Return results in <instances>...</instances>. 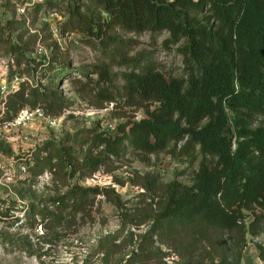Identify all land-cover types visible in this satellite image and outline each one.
Instances as JSON below:
<instances>
[{"label": "trees", "instance_id": "16d2710c", "mask_svg": "<svg viewBox=\"0 0 264 264\" xmlns=\"http://www.w3.org/2000/svg\"><path fill=\"white\" fill-rule=\"evenodd\" d=\"M93 5L109 21L97 26L92 14L69 6L70 31L93 34L97 29L98 38L103 35V41L117 47L123 42L120 31L168 32L169 42L182 43L188 71L186 77L167 79L152 64L133 67L123 74L124 105L143 110L145 118L121 125L115 135L88 129L38 150L29 168L32 176L49 171L59 191L27 206L23 224L45 230L41 239L52 247L61 237L55 232L71 230L84 217L93 220L103 196L122 210L124 231L149 226L128 263L154 260L158 254L152 248L159 244L171 252L165 257L175 254L180 264H243L248 236L264 262V126H255L256 118L264 116V0H94ZM32 8L38 14L62 7L59 0H43ZM26 25V20L11 21L0 29V54L6 51L16 70L25 66L24 73L15 74L29 80L8 98L7 115L16 117L30 107L57 119L70 103L57 85L53 90L40 82L32 85L29 54L38 35L26 30L13 40L14 32ZM66 69L58 71V79ZM96 70L99 82L108 86L109 67ZM98 92L97 108L117 102L107 89ZM230 130L233 137L227 135ZM126 143L147 156L172 149L175 156L195 161L199 154L203 160L192 185L177 180L163 184L156 176H145L140 196L152 202L132 213L123 211L114 189L70 183L79 174L97 175L110 158H120ZM11 212L0 210V216L13 218ZM105 252L111 256L110 249Z\"/></svg>", "mask_w": 264, "mask_h": 264}, {"label": "rangeland", "instance_id": "374dc122", "mask_svg": "<svg viewBox=\"0 0 264 264\" xmlns=\"http://www.w3.org/2000/svg\"><path fill=\"white\" fill-rule=\"evenodd\" d=\"M59 1L61 10L44 8L38 14H33V5L43 0H0V29L7 27L11 21L26 20V27L15 31L13 40H18L19 34L26 30L31 35H38V41H33L34 46L29 54L30 66L34 70L33 78H30L32 85L40 82L43 88L52 90L57 85L70 103L63 115L57 118L56 125L50 123V117L42 108L26 107L23 110L32 116L22 114L23 111L16 117L7 115L6 106L5 110H1L3 87L5 82H11L15 71L24 73L26 67L12 69L6 51L1 52L0 210L12 211L13 218L0 216V264H180L175 254L165 257L166 253L171 252L159 244L152 248L158 254L154 260L128 263L138 246L139 237L148 232L149 226H128L124 231L122 210L103 196L97 199L93 220L84 217L71 230L55 232L54 235L61 237L55 239L52 247L41 239L44 233L47 234L45 230L41 231L40 227L29 229L23 224L26 222L24 211L27 206L32 202L38 204L44 197L59 191L49 171L38 177L32 176L29 168L38 150L49 141H60L77 133L85 134L88 129L115 135L121 125L145 118L143 110L136 112L124 105L123 74L131 72L133 67L152 64L167 79L186 77L188 71L187 60L181 53L182 43L169 42L168 32L136 35L120 31L119 38L123 41L120 46L108 45L103 41V35L100 38L96 36L97 29L93 34L69 30L71 17L66 9L69 6H77L82 13L92 14L97 26H101L103 20L109 21L110 17L101 15V11L93 5L94 0ZM205 17L206 9L200 19L204 20ZM101 65L109 67L111 79L108 86L99 82L96 69ZM63 67L67 68L66 75L58 79L56 75ZM4 74H7L6 78L2 77ZM106 89L115 95L117 102L99 109L98 91ZM40 112L45 116L41 117ZM125 113L127 117H124ZM259 125L264 126V116L256 118L255 126ZM227 135L233 137L235 132L230 130ZM70 141L74 142L73 139ZM125 147L120 158H110L107 166L95 177L83 178L79 174L70 183L114 189L124 203L123 211L132 213L148 209L152 202L150 197L146 199L140 196L144 192L141 183L145 176H156L163 184L177 180L192 185L203 160L199 154L195 161L175 156L172 149L147 156L134 151L127 143ZM108 236L112 238L106 241ZM251 239L248 236L243 264H264L260 250ZM261 243L264 245V240ZM146 247H151V243H147ZM105 249L111 250V256H106Z\"/></svg>", "mask_w": 264, "mask_h": 264}, {"label": "built area", "instance_id": "2783aa9c", "mask_svg": "<svg viewBox=\"0 0 264 264\" xmlns=\"http://www.w3.org/2000/svg\"><path fill=\"white\" fill-rule=\"evenodd\" d=\"M7 58L9 59L8 64L13 67L12 69H16L15 60L11 57H7ZM3 63L7 64L5 62H3ZM2 77L6 78L7 74H4ZM0 79H1V77H0ZM26 81H29L28 78H26L24 76H19L18 74H15L14 76H12L11 82H8V83L5 82V85H4L3 90H2V98L4 99V102L2 103L1 110H5V106H6V103L8 101V98L11 95L17 93L20 90L21 84L26 82ZM22 114H26L27 116H32V115H29L28 111H26V112L23 111ZM40 116L44 117L45 114L43 112L42 113L40 112ZM29 118H31V117H29ZM49 121L52 125H56L58 123V119H54V118H49ZM18 124H20V122H18Z\"/></svg>", "mask_w": 264, "mask_h": 264}]
</instances>
